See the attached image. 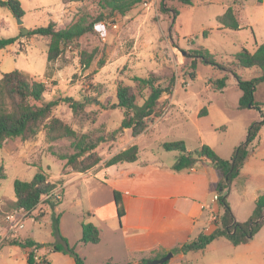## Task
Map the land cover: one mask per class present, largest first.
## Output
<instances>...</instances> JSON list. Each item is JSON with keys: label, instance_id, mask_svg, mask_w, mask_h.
<instances>
[{"label": "rangeland", "instance_id": "obj_1", "mask_svg": "<svg viewBox=\"0 0 264 264\" xmlns=\"http://www.w3.org/2000/svg\"><path fill=\"white\" fill-rule=\"evenodd\" d=\"M20 1L25 11L22 25L10 9L0 4V38H18L15 44L0 49V79L5 73L18 69L46 82V101L66 96L75 99L88 97V105L78 114L64 101H60L53 111L54 116L63 119L79 133L96 129L111 132L120 127L124 110L110 106L118 101L119 84L131 85L137 93L138 104L142 105L150 90L135 77L154 75L164 85L169 83L173 75L176 78L173 93H165L160 102L167 107L175 96L181 107H171L162 119L156 118L147 132L139 136H133L132 129H125L116 140L100 144L97 151L104 160L99 165L133 144L139 145L142 159L152 155L172 164L178 153L165 150L162 144L181 139L193 150L202 144L215 146L220 156L231 159L235 148L246 140L251 124L262 119L264 82L258 83L255 92L263 111L253 107L240 109L242 91L236 74L228 69H234L248 80L260 74L257 68L237 67L235 55L244 48L255 52L264 42V0H194L193 5L181 0H144L126 15L113 14L106 22L98 23L95 32L82 36L78 44L69 46L60 58L52 62L48 61L50 38L30 35V30L47 26L50 22H55L58 29L66 28L84 12L97 14L100 8L91 1ZM145 1L149 3L145 5ZM230 6L236 11L240 29L221 28L223 26L219 17ZM175 9L180 14L173 23ZM22 27L28 28L29 32L23 34ZM201 47L209 49L225 68L198 60L197 76L191 79L192 51ZM81 49L96 52L89 68L81 65ZM100 61H105L104 65ZM224 75H228L225 89H213L210 77L220 78ZM206 112L207 115H201ZM254 143L255 155L246 172H243V178L238 177L228 190L232 211L241 222L248 220L254 212L257 198L254 186L259 180L264 182V127ZM50 145L43 125L35 137L27 140L9 139L0 147V163L5 165L7 172V177L0 180V233H4L8 226L7 214L16 209L12 201L16 199V179L30 180L43 170L49 180L58 182L60 179L65 180L67 172L72 171L67 168L66 160L52 153ZM53 145L57 152L74 151L70 139L56 141ZM127 166V163H121L119 169ZM256 168L259 174L254 175L253 170ZM116 172L114 168L112 177L105 181L94 175L79 178L64 190L63 200L58 206L54 207L44 200L28 214L24 227L19 228L17 233L12 231L16 235L5 237L3 244L14 238L33 239L43 244L62 243V238L54 232V218L60 215L62 236L75 247L87 264H106V256L112 251L121 253L123 261L120 263L130 262L133 259L123 255L122 243L113 242L115 247L109 245L118 237L123 238L118 230L122 224L115 215L114 184H122L121 177H115ZM61 186L59 184L56 191L62 195ZM110 210L113 211V220L105 217ZM83 223H93L102 230L100 244H80ZM182 236L180 241L173 242H186L194 238L196 233L192 235L189 229ZM252 241L253 246L247 247L234 245L223 237L204 252L185 256L184 261L190 264H264V254L260 252L264 244V227ZM177 254L174 253L173 259L169 260L170 264L180 262L181 258ZM39 259L41 263L76 264L73 256L63 252L42 250ZM36 261L40 262L38 259ZM0 264L29 263L22 247L6 244L0 248Z\"/></svg>", "mask_w": 264, "mask_h": 264}, {"label": "trees", "instance_id": "obj_2", "mask_svg": "<svg viewBox=\"0 0 264 264\" xmlns=\"http://www.w3.org/2000/svg\"><path fill=\"white\" fill-rule=\"evenodd\" d=\"M71 2L91 1L100 8V12L93 14L84 12L79 19L66 28L58 29L55 22H50L47 26L37 27L30 30V35H40L49 37L48 44V61L52 62L62 56V54L72 44H78L79 40L87 33L95 32L97 24L106 22L113 14L126 15L139 3L144 0H69ZM187 5H193L194 0H181ZM262 2L263 0H259ZM3 7L10 9L16 16L23 17L25 11L20 0H0ZM165 10V7L162 8ZM180 12L174 10L175 23ZM219 21L224 28L240 29L241 25L236 11L230 6L227 11L219 17ZM174 24L171 25L173 28ZM170 27V28H171ZM207 31L205 32V35ZM171 37V35H170ZM18 40L17 37L0 38V49L13 45ZM96 56L95 50H80L81 65L89 68ZM194 60L192 61L193 71L189 73L191 79H195L198 60L207 65L225 68L220 64L215 55L209 49L201 47L192 51ZM236 66L239 68L260 70V74L252 79H244L236 73L234 69H228L236 74L238 85L242 91L239 100V108L245 109L253 107L262 110L261 104L256 100L255 92L258 83L264 82V42L260 44L255 52L244 48L236 55ZM104 65L105 61H100ZM135 80L144 84L150 90L148 97L142 105L137 102V93L131 85L119 84L117 89L116 103L111 108H122L124 117L119 128L107 132L104 129H96L92 132L79 133L70 124L66 123L60 117L54 116L53 111L60 101L67 102L75 114L85 110L89 103V98L75 99L72 96L62 97L61 99L45 100L47 92V84L43 80H38L30 73L13 70L7 72L0 79V147L9 139L21 138L27 140L35 137L44 125L46 128V139L51 143L50 150L60 158L66 160V166L71 172L86 173L90 169L99 165L104 158L98 153L97 148L100 144L116 140L119 133L125 129H132L133 136H139L145 132L153 121L162 116L166 105L160 102L165 93H173L176 84V78L173 75L169 78L167 85L162 84L154 75L151 77H135ZM228 75L220 78L210 77V85L213 89L220 91L227 86ZM263 111V110H262ZM202 113L201 115H206ZM264 127V112L262 119L251 124L247 138L244 142L235 148L234 155L231 159H225L209 144H202L195 150H188L185 140L166 141L162 147L167 151H176L177 158L173 165V170L181 172L199 166L203 162L210 163L221 175L217 184L219 192L218 201L224 207V213L221 216L218 227L210 233H200L195 239L188 240L172 249L173 253H190L204 251L212 242L226 237L234 245L246 244L250 242L254 236L264 227V193H260L256 199V206L250 218L244 222L238 221L232 211L228 201V190L233 182L241 175L242 169L246 162L254 152V142L259 137ZM62 139H70L73 152L61 153L57 152L53 143ZM140 157V147L133 144L123 150L112 155L105 160L106 167L125 162H135ZM7 177L5 165L0 163V180ZM64 180L58 182L49 180L47 174L40 170L30 180L16 179L15 194L16 200L14 206L16 208H24L32 213L44 200L52 206H58L62 202L63 194H55L50 198L44 199V196L51 194L58 188L59 184H63ZM117 214L122 224L123 218L126 216V207L123 200L122 192L118 189L113 191ZM60 215L54 218V232L60 236L63 242L57 243H40L33 239L14 238L7 242L10 245H18L22 248H30L28 254L29 264H41V259L36 261V249L42 247H50L51 252H63L73 256L76 264H87L76 251L75 247L69 244V241L62 236L60 230ZM83 236L79 241L80 244H97L101 241V231L98 226L93 223L82 224ZM166 254H158L150 258H145L136 264H149L150 260L161 258ZM169 262V261H167ZM166 262V263H167ZM47 264H49L47 262ZM106 264H123L109 259ZM135 264V263H125Z\"/></svg>", "mask_w": 264, "mask_h": 264}, {"label": "crops", "instance_id": "obj_3", "mask_svg": "<svg viewBox=\"0 0 264 264\" xmlns=\"http://www.w3.org/2000/svg\"><path fill=\"white\" fill-rule=\"evenodd\" d=\"M173 106L181 107L180 101H178L175 96L159 118L162 119L163 115L169 112V109ZM213 148L217 151L215 146ZM188 150L192 151L193 149L188 146ZM254 155L255 150L242 169V173L239 176L240 178H243L242 174L246 172L247 166ZM149 157L153 156L151 155ZM149 157L142 159L140 153V157L137 161L130 163L125 162L128 166L122 167L123 169L121 170L119 169L121 163L110 167H106L105 163H103V165L94 167L86 173L68 171L64 183L61 186L64 195V190L68 188L69 185L78 181L79 178H87L94 175L98 176L100 180L105 181L112 177L113 169H117L115 177H121L122 184H114V187L122 192L126 207V216L122 220L121 229H118L121 231L123 238L118 237L116 241H111L109 245L111 244L115 247L113 242L122 243V247H124L123 255H129L130 258L128 259H133L130 260V262L135 264L145 258H150L158 254H167L172 251L173 248L185 243L173 241H180V237H184L182 235L189 229L192 235L196 233V236L188 240L195 239L202 232H212L218 227L221 216L224 213V207L220 204L218 199H216V195H219L217 184L220 181L221 175L210 163L203 162L192 169L176 172L172 168L175 162L169 164L163 161L162 157ZM256 170L257 168L253 170L254 175L259 174ZM90 172H92V174H90ZM254 189L257 197L260 193H264V182L259 180L254 186ZM15 200L16 199L12 201ZM112 214L113 211L110 210L105 217L113 220ZM115 215L118 217L117 208L115 209ZM100 231L102 234L101 229ZM6 232L7 226L5 227V232L0 233L2 237ZM11 235H14V233H11ZM101 242L102 237L97 245ZM252 242L254 241L251 240L246 244L240 245L251 247L253 246ZM2 244L0 245L1 247L7 243ZM13 246L21 247L18 245ZM22 249L28 260V254L31 249ZM42 250L51 252L50 247L36 249L37 259ZM112 252L113 253L107 254L108 256H106V259H113L115 262L119 263L123 261L121 260V257H123L121 253ZM260 252L264 254V244ZM190 253H178L177 255L181 259L180 262L176 264H190L184 261L185 256ZM173 257L171 259H173ZM165 264H170V262Z\"/></svg>", "mask_w": 264, "mask_h": 264}, {"label": "built area", "instance_id": "obj_4", "mask_svg": "<svg viewBox=\"0 0 264 264\" xmlns=\"http://www.w3.org/2000/svg\"><path fill=\"white\" fill-rule=\"evenodd\" d=\"M148 3L149 2L145 1V5H147ZM56 190L57 189H55L51 194L44 196V199L50 198L52 195L59 194L58 191ZM216 199H218V195H216ZM28 214H30L29 211L25 210L24 208H16L14 211L7 214L6 216V220L8 223L7 232L3 237L0 234V245L3 243V239L5 237H9L11 235L12 231L15 232L19 228L24 227V221L28 216ZM41 264H47V262H42Z\"/></svg>", "mask_w": 264, "mask_h": 264}, {"label": "water", "instance_id": "obj_5", "mask_svg": "<svg viewBox=\"0 0 264 264\" xmlns=\"http://www.w3.org/2000/svg\"><path fill=\"white\" fill-rule=\"evenodd\" d=\"M17 17H18V23L20 25L24 24V21H23L22 17H20V16H17ZM28 32H29L28 28L22 27V33L23 34L28 33ZM173 255H174V253L172 251H170L169 253H167L165 256H163L161 258H156V259L150 260L149 264H163V263H166L167 261H169L173 257Z\"/></svg>", "mask_w": 264, "mask_h": 264}]
</instances>
